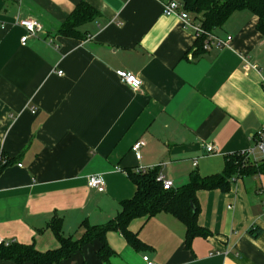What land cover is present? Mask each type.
<instances>
[{"label":"crops","instance_id":"crops-1","mask_svg":"<svg viewBox=\"0 0 264 264\" xmlns=\"http://www.w3.org/2000/svg\"><path fill=\"white\" fill-rule=\"evenodd\" d=\"M169 1L0 0L3 242L55 251L60 244L48 228L52 219L60 218L64 235L78 240L85 221L102 225L135 196L124 172L158 167L180 188L192 173H221L227 156L252 149L264 129L258 18L235 13L215 32L232 36L231 45L197 53L193 33L164 14ZM82 2L98 12L79 29L86 38L60 36ZM18 18L43 27L26 46ZM117 71L136 75L141 89L132 90ZM139 140L146 145L137 160L132 147ZM96 174L106 180L104 193L88 188ZM197 199L199 223L211 235L196 238L190 249L185 225L160 213L130 224L146 249L136 251L110 232L108 262L99 259L103 244L95 241L59 264H147L144 257L156 264H264V175L237 179L228 193L199 191Z\"/></svg>","mask_w":264,"mask_h":264},{"label":"trees","instance_id":"trees-1","mask_svg":"<svg viewBox=\"0 0 264 264\" xmlns=\"http://www.w3.org/2000/svg\"><path fill=\"white\" fill-rule=\"evenodd\" d=\"M184 9L194 19L201 22L202 28L209 33L222 29L229 19L237 12L247 11L258 18L257 31L264 36V0H182ZM98 17V12L88 3L82 2L71 13L68 20L60 27L58 34L62 37L83 40L87 33L79 29ZM203 40L195 43L197 53L203 51ZM160 168L147 172L127 171V176L136 186V193L132 199L120 204L117 216L102 225H91L85 221L82 224L84 233L78 240L64 235L62 220L54 218L49 222L60 248L46 253L39 252L34 246L20 245L16 242L0 245V260L13 261L16 264H59L73 254L81 251L95 241L103 245L98 251V257L108 262L114 253L107 243V234L120 233L127 243L136 251L146 249L138 234L130 229L135 219L152 218L160 213H167L186 227V247L191 248L193 241L198 238H208L211 233L199 223L200 207L197 199L199 191L219 190L228 193L232 183L240 178L264 175V160L254 161L242 153L229 155L225 159V167L221 173L202 176L192 173L188 182L180 188L164 190L156 181ZM252 237L257 232L250 231Z\"/></svg>","mask_w":264,"mask_h":264},{"label":"built area","instance_id":"built-area-1","mask_svg":"<svg viewBox=\"0 0 264 264\" xmlns=\"http://www.w3.org/2000/svg\"><path fill=\"white\" fill-rule=\"evenodd\" d=\"M163 12L166 16L178 17L182 21L184 28L193 33L196 41L201 38L204 39L203 40V51L204 52H209L212 50H223L225 48H228L233 41L232 36H227L225 38H222L216 35L215 33L206 32L202 28L201 22L197 19H194V17L184 9L182 0H171L169 2L164 3ZM16 24L24 28L26 31V35L21 39L22 46H26L28 39L31 36H34V34L37 31H41L43 29L39 21L32 20V19H19L18 18L16 20ZM245 67L250 68L251 70L258 71V66L250 64L246 60H245ZM61 74L62 73H59V75ZM116 74L132 90L139 91L141 89L142 84H143L142 80H140L136 75L126 72V71H117ZM262 89L264 92V79H262ZM253 144L254 146L252 147V149L246 152H241V153L242 155L254 161H258L256 159V153L259 152L261 154H264V129L258 131L254 135ZM145 145H146L145 140H139L132 147V151L134 152L137 160L141 159V149ZM206 151L208 154H213L215 152V148L212 145H207ZM195 166H197V163H195ZM155 168H147V169L138 168L135 171L136 172H147ZM124 173L127 174V172H124ZM156 181L163 186L164 190H172L174 188V182L172 180L167 179L161 172L157 176ZM87 185H88V188L98 193H104L106 191V180L104 176L101 174L90 176L88 178ZM14 242L15 241L5 243L0 238V245L2 244L9 245ZM144 261L147 264H156L153 261H151L149 257H144Z\"/></svg>","mask_w":264,"mask_h":264}]
</instances>
